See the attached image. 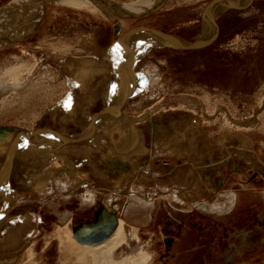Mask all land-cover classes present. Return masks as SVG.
I'll return each mask as SVG.
<instances>
[{"label": "rangeland", "instance_id": "1", "mask_svg": "<svg viewBox=\"0 0 264 264\" xmlns=\"http://www.w3.org/2000/svg\"><path fill=\"white\" fill-rule=\"evenodd\" d=\"M209 1L163 0L122 20L52 3L37 30L0 45V84L21 81L0 91V176L14 141L28 135L8 174L13 201L0 190V264H80L73 242L105 239L119 219L126 240L114 260L145 253V264H264V0L224 3L212 15L215 31L204 15ZM218 23L203 46L149 44L132 65L143 84L120 114H98L84 137L117 82L107 51L125 32L156 28L197 42ZM35 79L52 88H27ZM127 118L141 138L132 149L124 145ZM36 128L85 139L39 155L32 151L51 138L29 132ZM51 168V184L38 187L35 177ZM90 187L96 195L84 206ZM103 209L109 214L96 218Z\"/></svg>", "mask_w": 264, "mask_h": 264}, {"label": "bare ground", "instance_id": "2", "mask_svg": "<svg viewBox=\"0 0 264 264\" xmlns=\"http://www.w3.org/2000/svg\"><path fill=\"white\" fill-rule=\"evenodd\" d=\"M162 2H163V0H134V1L128 2V3H120V2H116L114 0H11L6 5L0 7V45H3L5 43H12V42L17 43V41L26 38L31 33H33L35 30H37L38 27L43 23V21L45 19L48 5L52 4V3L63 4V5L75 7V8H82V7L86 8V7H88L91 9H99L100 13L102 12L101 14L102 15L104 14L108 18H115V17L120 18L121 17V20H122V18L139 17V16L146 15L150 11L156 9ZM220 3H223V4L220 5ZM224 3L226 5H231L232 7H237V8L239 6H242L238 2H234V1H230V0H221V1L213 3L211 5V8H205L204 9V15L206 14L207 18L206 17L205 18L208 20L209 25H212V27H213L212 29H214V26H215L214 24L216 23V21H215L214 17H212V15L215 11H218L219 9H221V7L224 5ZM207 9H209V10H207ZM97 12H98V10H97ZM216 26H217V24H216ZM139 28H143V27H139ZM217 28H218V26H217ZM208 29H209V27H208ZM210 29H211V27H210ZM212 31L206 30L204 32V34L202 35L204 40H207L211 37V34H213ZM214 31H215V29H214ZM88 40L91 41V39H88ZM176 40L179 41L178 38H176L174 40L168 39L165 36H163L162 34L155 32L154 30H145V31L143 30V31H140L139 33H138V31H135V32H132L128 38L123 40V38L121 37L120 39L117 40V41H120L119 45L114 46L112 49L107 51L108 55H110V59H112L113 62L116 63L117 68H119V70L117 69V72H116L118 74L117 82L115 84H113L110 91L106 93L105 100L108 102V103H106L107 107L102 108L103 109L102 111L93 115L92 126L87 128V130L84 133H82L85 138H89V134H90L92 128L94 129L93 124L95 123V118L98 114L107 112V111H105V109H113V111L109 110V112H114V113L120 114L121 111H120L119 107H120L121 102L123 101L122 99L126 95L132 93V91L135 90L136 87L138 88L141 85L143 77L140 75H136L134 73V71H132V70H128L127 69V63H134V61L136 59H138L143 53L146 52L149 44L152 45V42H155V43L167 42L170 44L171 43L177 44L178 42H176ZM123 65H125L126 67H124ZM123 67L125 68V70ZM4 70H8V69H4ZM4 70H3V73H4ZM93 72H95L93 69L84 70V71L82 70L84 78L91 75ZM42 78L44 79L45 77L43 76ZM79 79H81V78H79ZM35 80H36V82H34V84H32L30 87L27 85L26 87L27 88H33V90L40 88V89L44 90L45 94H46V92H48L49 89L52 88V86H50V85H44L43 88L39 87L37 84H39V82L41 80H38V79H35ZM3 82H6V80H3ZM9 82L10 83L7 82V83L0 84V91L9 90L12 92L21 86V84H20L21 81L18 80V78L16 79V78L12 77V79L9 80ZM40 84H41V82H40ZM113 86L115 88L114 93H113ZM108 100H110V102ZM126 124H127L128 128L126 130L127 132H125L126 141H124V143H125L124 145H126L127 148H130V149H132L131 147L135 144L136 145L138 144V146L141 145L140 144L141 138L137 134L136 129L133 126V122L130 119H128V122H126ZM40 131H42L41 133H43V134L45 133L48 137H50L51 141L49 143H47V141H46V143L48 145L46 143L45 144L47 146H44V145L41 146L40 145V147H38V150L32 151L34 153H36V152L39 153V155L45 154L48 151L53 150L55 147L59 146L64 140H66V139H68V137H70L69 135L58 134L52 130H44V129L41 130L40 129ZM29 132H32V131L30 130ZM27 137H28V135H20L17 137V140L14 141L10 150L8 151L9 153L7 155V158H6L4 169H3V172L0 176V190L8 189L6 191V193H8L11 196L10 197L11 201H13L15 194L9 189V186H8V184H9L8 183V174H9L10 166L12 164V158H13L14 154L22 146V143L26 142ZM88 141H91L92 143L94 142V144L98 145V142H96L93 138L88 139ZM66 142H70V141H66ZM41 144H43V143H41ZM121 144H123V143H121ZM99 145H100V142H99ZM33 147H34V145H33ZM136 148H138V147H136ZM28 152H30V150H28ZM131 156H132V158H134V155H131ZM61 159L63 161V167H64L66 165V162L63 160L64 158H61ZM66 166H68V165H66ZM63 167H62V169H63ZM56 170L57 169L51 168V169H48L47 171H45L43 173H40L39 175H37L35 177V184L41 188H44L45 186L51 184L50 183L51 178H52V176ZM61 186L64 188L65 182H62ZM88 189H90V190L86 192V194H85L86 196L83 199L84 206L92 203V202H89L90 200L88 199V197L91 196V193L92 194L95 193L91 187ZM125 193H127V192L125 191ZM233 193L234 192L229 193L228 194L229 196L226 197L229 199V203H230L229 206H232L235 202V199H236L233 197V195H232ZM95 195H96V193H95ZM134 195H136L135 192H134ZM138 205L136 206L134 203L133 204L128 203V204H126V210H133L132 208H134L135 211H137ZM219 207L215 206V208L218 209L215 212H221L222 211L221 209H219ZM106 212L109 214V212L106 209H103V210L97 212L95 214V217L98 218V217H100V215L105 214ZM65 215H68V213H65L64 216ZM114 226H116V228L113 231V233L110 234V236H108L105 239L102 235H92L93 238L87 240L88 244L80 245L76 242H73V244L77 247V249L81 253L79 258H78L80 264H145L147 262L149 257L145 253H140L136 257H133L132 255H130V256L128 255L127 257L122 258L121 260H116V259L114 260V254L116 253V251L120 248V246L126 240L124 221L122 219H119L118 224H116ZM8 261H11V259H9Z\"/></svg>", "mask_w": 264, "mask_h": 264}, {"label": "water", "instance_id": "3", "mask_svg": "<svg viewBox=\"0 0 264 264\" xmlns=\"http://www.w3.org/2000/svg\"><path fill=\"white\" fill-rule=\"evenodd\" d=\"M218 1H221V0H210V1L205 5V8H210L211 5H212L213 3L218 2ZM230 1L238 2V3H241L242 6H245V5L250 4L253 0H230ZM148 28H149V26H148ZM142 29H144V28H142ZM151 29H153L154 31H156V32H158V33H160V34H162L163 36H165V37L168 38V39L174 40V39L178 38L179 41L176 40V42H178V43H177V44L173 43V44H171V45L179 46V47H183V48H191V47H199V46H203V45L209 43V42L215 37V35L217 34V32H218V30H219V23H218L217 31L215 32V34H214L212 37H210V38L207 39V40L197 41V42H196L195 40H193V41L185 40V39H183V38H181V37H179V36H177V35H173V34L165 33V32H163V31H161V30L156 29V28H151ZM130 34H131V30H128V31L125 32L121 37H123V38H124V37H125V38H128V37L130 36ZM180 38H181V39H180ZM132 65H133V63H127V69H128V70H132V71L140 72V70H135V69L132 67ZM130 94H131V93H130ZM130 94L126 95V96L122 99L123 101L121 102L120 107H119L120 111H121V107H122V105H123V102L128 98V96H129ZM109 110H110V111H111V110L113 111V109H105V111H107V112H108ZM94 118H95V117H94ZM94 127H95V125H94ZM31 131H32L31 134H43V133H41L42 131H40L39 128L32 129ZM44 134H45V133H44ZM65 134H69L71 138L68 137V139H66V140H64V141H78V140H84V139H85L84 137H82L81 134L79 135V137L76 136V135H77L76 133L74 134V133H66V132H65ZM74 137H75V138H74ZM98 239H99V238H98Z\"/></svg>", "mask_w": 264, "mask_h": 264}, {"label": "snow or ice", "instance_id": "4", "mask_svg": "<svg viewBox=\"0 0 264 264\" xmlns=\"http://www.w3.org/2000/svg\"><path fill=\"white\" fill-rule=\"evenodd\" d=\"M145 83H146V82H145ZM114 90H115V88H114V86H113V93H114ZM71 106H72V103H71V97H68V98H66V100H65L64 107H65L66 110H70V109H71ZM26 143H27V142H25V146H26Z\"/></svg>", "mask_w": 264, "mask_h": 264}, {"label": "crops", "instance_id": "5", "mask_svg": "<svg viewBox=\"0 0 264 264\" xmlns=\"http://www.w3.org/2000/svg\"><path fill=\"white\" fill-rule=\"evenodd\" d=\"M117 42L118 41H116V42H114L112 45H114L115 43L117 44ZM107 57H108V59L109 60H111V62H112V64H113V66L115 67V68H117V65H116V63L115 62H113V60L112 59H110V55H108V53H107ZM124 67H126L125 65H123Z\"/></svg>", "mask_w": 264, "mask_h": 264}, {"label": "clouds", "instance_id": "6", "mask_svg": "<svg viewBox=\"0 0 264 264\" xmlns=\"http://www.w3.org/2000/svg\"><path fill=\"white\" fill-rule=\"evenodd\" d=\"M232 195H233V197L235 198V194L233 193Z\"/></svg>", "mask_w": 264, "mask_h": 264}]
</instances>
